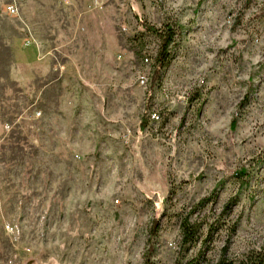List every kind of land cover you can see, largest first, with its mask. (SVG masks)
<instances>
[{"label":"rangeland","instance_id":"rangeland-1","mask_svg":"<svg viewBox=\"0 0 264 264\" xmlns=\"http://www.w3.org/2000/svg\"><path fill=\"white\" fill-rule=\"evenodd\" d=\"M9 1L0 264H236L264 246V0ZM140 21L175 31L155 80Z\"/></svg>","mask_w":264,"mask_h":264},{"label":"trees","instance_id":"trees-1","mask_svg":"<svg viewBox=\"0 0 264 264\" xmlns=\"http://www.w3.org/2000/svg\"><path fill=\"white\" fill-rule=\"evenodd\" d=\"M141 26L150 33H152L158 40V49L154 56L153 61V71H152V79L155 80L161 71L162 68L166 67L169 62V51L168 46L173 43L175 37L174 28L170 25L164 24L163 27L155 28L151 25H147L144 22L140 21ZM147 116L142 115L139 121V127L143 128L147 124ZM243 173V171H242ZM239 173V177L241 176ZM240 184L246 181H241ZM242 182V183H241ZM208 198H203L198 202V205L204 204ZM235 203V198L232 197L229 199L228 202L224 204L223 212H227L229 210V206ZM180 230H181V241L183 244H189L194 240L196 230L198 225L191 223L187 220L186 217L182 218L180 221ZM157 228V221L153 220L151 225L152 232L155 231ZM234 231L233 225L230 226V233ZM143 264H150L149 262L145 261ZM215 264H234L231 261L225 262L223 259H218ZM236 264H264V246L257 250H249L246 252L240 261Z\"/></svg>","mask_w":264,"mask_h":264},{"label":"built area","instance_id":"built-area-1","mask_svg":"<svg viewBox=\"0 0 264 264\" xmlns=\"http://www.w3.org/2000/svg\"><path fill=\"white\" fill-rule=\"evenodd\" d=\"M4 10L7 12V13H14L16 12V4L14 2V0H10L7 4L4 5ZM144 61H147V58L144 57L143 58ZM144 79H140V83H144ZM152 116V115H151Z\"/></svg>","mask_w":264,"mask_h":264}]
</instances>
